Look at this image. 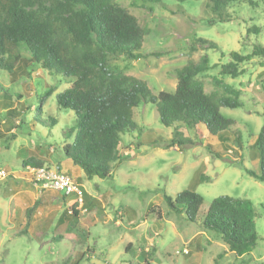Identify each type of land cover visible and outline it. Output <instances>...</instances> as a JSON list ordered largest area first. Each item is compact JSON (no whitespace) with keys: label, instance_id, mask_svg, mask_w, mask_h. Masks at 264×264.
Instances as JSON below:
<instances>
[{"label":"rangeland","instance_id":"rangeland-1","mask_svg":"<svg viewBox=\"0 0 264 264\" xmlns=\"http://www.w3.org/2000/svg\"><path fill=\"white\" fill-rule=\"evenodd\" d=\"M258 2L255 8L247 3L230 7L231 21L220 22L205 0H118L148 33L142 58L117 57L109 67L145 81L154 94L173 92L176 70L186 64L207 56L219 66L230 61L231 52L250 54L256 45L264 46V2ZM254 26L259 34L249 32ZM197 38L215 42L218 49L201 46ZM22 53L29 57L26 50ZM243 69L238 79L221 77L219 67L199 79L208 94L223 93L215 78L240 92L243 106L221 112L236 121L241 134L243 149L237 156L243 157L245 167L258 170L254 142L264 124V60L254 58ZM0 85L17 109L20 102L28 108L23 124L0 111V170L9 174L0 181V264H264V183L231 163L226 153L223 159L213 157L205 146L221 152L216 138L207 136L202 145L182 151L145 144L150 135L171 139L174 129L160 123L154 105L141 103L134 109V120L143 130L123 136L111 176L87 180L80 168L61 156L62 147L73 139L76 116L58 106L57 95L70 87V80L43 69H30L29 75L14 80L7 70H0ZM51 88L53 93L46 95ZM50 118L57 121L53 129L35 121ZM30 162L69 173L91 196L88 204H75L77 219L71 210L76 197L36 185L29 174L33 166H26ZM201 175L209 180L196 184ZM191 185H197L196 192L204 198L196 223L166 202V196L175 198ZM12 191L15 203L10 201ZM221 196L254 204L259 239L250 255L236 256L201 226L212 200ZM33 206L27 226L26 211ZM66 211V224L59 225ZM153 248L147 259L144 254Z\"/></svg>","mask_w":264,"mask_h":264},{"label":"trees","instance_id":"trees-1","mask_svg":"<svg viewBox=\"0 0 264 264\" xmlns=\"http://www.w3.org/2000/svg\"><path fill=\"white\" fill-rule=\"evenodd\" d=\"M117 1L0 0V70H7L14 80L29 75L30 69H43L51 75L70 80V87L57 95L58 106L74 112L76 116L73 139L62 147L61 156L80 168L87 180L110 177L112 166L119 159L123 136L139 134L143 130L134 120V109L141 103L152 104L156 107L160 123L172 127L174 133L169 140L150 135L145 144L163 149L177 147L182 151L185 146L202 145L210 136L223 147L220 152L213 145L206 144L213 157L223 159V153H226L232 157L231 163L264 183V124L254 142L258 170H252L244 166L242 156H237L238 151L243 149V142L239 130L235 129L236 121L221 112L223 108L243 106L240 92L215 78V86L222 88L223 93L208 94L199 79L215 67H219L221 77L238 79L245 74L243 65L254 58L264 60V46L256 45L250 54L231 52L230 61L219 66L211 64L207 56L199 62H190L176 70L177 85L173 92L154 94L145 81L115 73L109 67L111 60L117 57L124 56L130 60L142 58L140 51L148 33L137 17L118 5ZM205 1L206 8L220 22L231 21L228 10L232 6L247 3L255 8L259 6L258 1L264 2ZM249 32L259 34L260 28L254 26ZM196 42L203 47L218 49L215 42L204 38H197ZM22 50H26L29 57ZM51 93L53 88L46 95ZM16 100H21V95ZM17 105L18 109L10 94L0 85V111H6L7 116L23 124L22 116L27 114L28 108L24 102ZM35 121L51 129L57 125L54 118ZM72 131L68 132V136ZM0 135L3 136L1 130ZM27 165L42 168L43 164L30 162ZM208 180L201 175L196 184ZM78 181L82 183V180ZM196 187L191 185L175 198L166 196L168 206L177 214L184 212L191 223L197 222L204 203ZM83 195L84 205L88 204L91 196L84 191ZM34 207L26 211L27 226L30 225ZM71 210L77 219L79 210L75 204ZM67 213L64 212V218L59 219V225L65 226ZM258 216L250 200L221 196L212 200L201 226L214 233L236 256L244 257L257 247ZM154 249L144 254L147 259L153 255Z\"/></svg>","mask_w":264,"mask_h":264},{"label":"built area","instance_id":"built-area-1","mask_svg":"<svg viewBox=\"0 0 264 264\" xmlns=\"http://www.w3.org/2000/svg\"><path fill=\"white\" fill-rule=\"evenodd\" d=\"M29 174L36 185L61 192L65 196L74 195L76 198L73 205L84 204L83 189L71 175L60 170H47L45 168H30ZM8 176L7 171L0 170V181Z\"/></svg>","mask_w":264,"mask_h":264},{"label":"crops","instance_id":"crops-1","mask_svg":"<svg viewBox=\"0 0 264 264\" xmlns=\"http://www.w3.org/2000/svg\"><path fill=\"white\" fill-rule=\"evenodd\" d=\"M77 168V167H76ZM66 173V172H65ZM69 174V173H67ZM81 180V179H80ZM83 185V184H82ZM10 196V195H9ZM15 199H16V194H14V191H12V195L10 196V201L15 203Z\"/></svg>","mask_w":264,"mask_h":264}]
</instances>
